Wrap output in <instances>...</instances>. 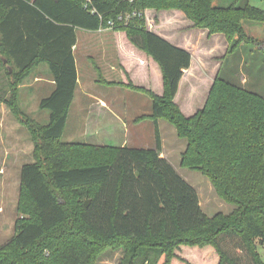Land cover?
I'll return each instance as SVG.
<instances>
[{"label":"trees","instance_id":"16d2710c","mask_svg":"<svg viewBox=\"0 0 264 264\" xmlns=\"http://www.w3.org/2000/svg\"><path fill=\"white\" fill-rule=\"evenodd\" d=\"M213 2L0 0V66L10 90L3 102L34 146V162L21 172L20 217L12 240L0 243V264H95L109 242L126 247L121 264H264V97L224 80L220 71L196 114L186 116L176 97L193 56L147 26L146 10H179L190 28L225 35L228 54L240 42L255 43L243 21L264 23V10L250 4L216 8ZM106 28L124 33L160 68L161 95L128 76L122 83L152 98L151 115L137 122H155V148L63 140L78 87L76 30ZM41 63L56 83L40 103L51 114L48 125L24 115L18 100L19 87ZM161 119L188 141L183 166L210 179L234 206L229 214L208 216L196 189L161 157Z\"/></svg>","mask_w":264,"mask_h":264},{"label":"rangeland","instance_id":"374dc122","mask_svg":"<svg viewBox=\"0 0 264 264\" xmlns=\"http://www.w3.org/2000/svg\"><path fill=\"white\" fill-rule=\"evenodd\" d=\"M214 6L216 8H224L230 6H245L246 4H250L252 7H257L261 10H264V0H213ZM147 11V10H146ZM179 11V10H177ZM176 11V12H177ZM156 12V11H155ZM181 12V11H179ZM173 13V10H162V12H156V23L158 24V16H162L163 27L162 29L166 34L171 32L172 30H176V27H186L187 24L184 21L178 22V25L172 23L175 21L176 15L173 17L170 14ZM182 13V12H181ZM184 16V14H183ZM175 17V18H174ZM149 18H152L149 16ZM185 18V17H184ZM187 19V18H186ZM153 20V19H152ZM151 23H155V19ZM160 25V23H159ZM148 26V23H147ZM192 26V24H191ZM190 26V27H191ZM150 27V25L148 26ZM192 29V28H191ZM243 29L247 34V37L253 39L255 43L246 44L244 42H240L239 50L234 54L229 53V44L227 43L225 35L218 34L217 36H213L208 38L201 34L200 32L206 30L197 29L194 32L192 37L190 38L191 44L194 45L193 52L196 54L197 62L194 65L196 72L198 73L201 68V71L208 73L205 75L202 73L198 78H196V94H200L206 100L208 96V88L213 80L212 78H216V76L220 73V77L224 80H228L233 84L243 86L244 88L252 91L254 93H259L264 97V23L261 22H253L250 20L243 21ZM207 32V31H206ZM114 30L111 28H106L101 30L100 34H97V39L101 38H111L114 39ZM209 33V32H208ZM220 37V38H219ZM213 44V48H211L212 52H209V45ZM230 52V51H229ZM217 53V55H216ZM196 60V59H195ZM86 61V62H85ZM89 62L87 59H83L82 56H79V67L83 72L86 69V64ZM10 68V67H8ZM101 70V75L102 69ZM114 74V72H112ZM199 79V81H198ZM2 80L0 81V95H6L8 92L7 80L5 77V72L3 71ZM210 80V83L208 84ZM27 85V84H26ZM82 87V86H81ZM84 88L87 85H83ZM127 88L126 90H119L120 95L119 100L130 99L129 103H127L131 107V103L134 101L137 104H141L140 109L144 110V102L150 101L147 96L143 93L131 91L132 89ZM111 94V93H110ZM51 94L32 92L29 93L28 88L21 90L20 94V105L24 113L34 118L37 122L43 125H48L50 123L51 114L46 111L40 109V103L44 98H47ZM80 95V93H79ZM201 99V97L199 98ZM133 100V101H131ZM125 104V103H124ZM194 104V102H193ZM138 110V109H135ZM135 110L131 113V116L135 115ZM118 112H123V110L119 109ZM124 113V112H123ZM73 114V113H72ZM76 114V117H75ZM71 116V122L67 126L69 129L68 135L63 137V140L66 142H80L87 143L85 139L87 135L85 133L80 132L79 122L80 115L75 113ZM130 115V113H129ZM140 115V112L137 114ZM151 115V114H150ZM143 117H149V115H144ZM11 122L6 123V127L10 128L15 126L22 133L17 134L19 138V142H15L14 140H10L7 142V147L11 148V154L13 158H9L6 164L2 162V156L4 151L2 147H0V170L1 168H5V174L0 175V243L7 244L12 240V237L15 233V222L20 217L17 205L19 203L20 198V185H21V172L22 168L27 164L33 163V149L34 146L30 139V133L27 129L20 127L18 123L15 121L13 116L10 114ZM74 120V121H73ZM127 117L126 122L128 123L131 133V139L134 140L135 137H143L145 140L143 143H147V147L154 146V141L150 138V130H152L155 125V122L149 118L142 121V125L136 127L133 124V121ZM116 122V121H115ZM160 129L161 140L164 137L166 140L165 145V158L170 161L174 169L177 173L181 175L193 188L196 189L199 194V200L202 206L203 211L208 216H213L215 213L222 212L225 214H229L234 206L224 202L216 188L212 185L210 179L201 171L190 170L183 166V154L187 150L188 141L185 139H179L177 134L176 127L168 120L161 119L158 121L157 125ZM156 127V125H155ZM103 130V127H101ZM120 128V127H119ZM6 130V129H5ZM4 130H2L3 132ZM122 131V132H121ZM120 132L123 135L125 129L120 128ZM70 133L72 134L69 138ZM14 135V134H13ZM142 141V140H141ZM114 140L105 139L103 144H107L109 146H115ZM162 142V141H161ZM15 144H18L20 147H17L18 151L12 150L15 147ZM140 148V147H138ZM148 149V148H144ZM163 150V149H162ZM10 154V155H11ZM162 154V153H161ZM11 159V160H10ZM4 166V167H2ZM87 202V201H86ZM3 210V211H2ZM126 247L124 245H120L118 242H109L106 245V248L102 247L100 250V256L97 258L95 264H121L122 260L126 256ZM264 253V249H263ZM193 260L197 259L196 253H189V255ZM195 263V261H194Z\"/></svg>","mask_w":264,"mask_h":264},{"label":"crops","instance_id":"0c3cea01","mask_svg":"<svg viewBox=\"0 0 264 264\" xmlns=\"http://www.w3.org/2000/svg\"><path fill=\"white\" fill-rule=\"evenodd\" d=\"M155 13L156 12L154 10L146 11V19H148V26L150 25L149 29L166 38L168 41H170L177 47L179 46L183 49L188 50L193 56V66L191 69L185 71L184 77L182 78V82L179 87V92L177 94L178 96L176 97V103L179 105L185 115L188 117L193 116L197 112V104L201 101H205L203 96H201L199 93L196 94V89L194 87L197 81L196 78H198L202 73L209 76L208 73L201 71V68H203V66L200 67L198 73L194 68V65L198 63V60L196 54H194L193 52L195 44H191L190 38L193 36L192 34L196 32L197 29L190 28L191 23L188 19L184 18L183 13L179 11H173V13L170 14L171 16L169 17H173V15H176L175 17L178 19H176L172 23L178 25V22H180L181 20L184 21L187 26L176 27L175 32L174 30H172L171 32L166 34L162 30L164 29V22L162 20V16H158L159 22L157 24V14ZM149 16L152 18H149ZM152 19H155L154 24L151 23ZM100 32L101 30L98 32H91L86 30L83 31L80 29L76 30V36L78 37V39L76 45L73 47V52L75 54L76 67L78 70V87L75 92V99L73 100L72 106L69 110V118L67 121L66 131L64 135H68L69 129L67 126L69 125V122H71V116L77 113L81 114L79 120V122L81 123L79 125L80 132L85 133V135H87V138L85 139L87 143L85 144H92L96 146H109L103 143L105 139H110L116 141L115 146L113 147L117 148L126 146L131 148H155L157 144L155 125H153L154 128L150 130V138L152 139V142L154 141V146L147 147V143H143L145 141L143 137H135L132 141L130 136L131 130L128 123L126 122L127 117H129L131 119L130 121H133V124H135L136 127L142 125V123L145 121L137 122V120L143 117L144 115H150L152 113V98L143 93L145 96L148 97L150 101L144 102L145 109L142 110L139 108L141 106L140 103L137 104L136 102L131 100L133 102L131 103L130 107L127 104L129 103L130 99L119 100L118 96L120 95L119 90H126L128 88L126 86H123V84L128 83L127 76L131 81H134L136 85L145 87L148 90L151 89L155 92V94L161 95L163 93V80L160 68L151 58L147 57L144 53L137 50L133 45H131L127 36L124 33H114L113 40H110L111 38H101L98 40L97 34H100ZM200 33L205 35L207 39L212 37L206 31H202ZM208 48L209 49L207 50L209 52H212L211 48H213V44L209 45ZM80 55L83 59H87L89 61L87 62L86 69L83 72L79 67ZM4 63L7 62L5 61ZM123 68L126 70V73L124 72ZM9 69L10 72H12V69ZM100 69H102V75L99 74V72H101ZM112 72H114V74H112ZM2 74L3 69L0 66V81H3ZM100 79H104L107 82H112L115 85H107L103 83L101 84L99 82ZM212 79L213 80L211 81V83L210 80L208 82V84L210 83L208 91L214 81V78ZM83 85H87V87L84 88ZM25 87L28 88L29 93L42 92L47 95L52 94L53 91L56 89V83L53 80L50 68L44 63H41L38 67H35V69L24 80L23 85L19 87L18 100L20 99L21 90L25 89ZM133 90L131 91L133 92ZM9 96L10 90H8L6 95H0V97L2 98V101L0 100V147H2L4 151V154L2 156L3 164H6L10 157L13 158L12 154L10 153L11 148L7 147L8 145L7 142L5 143V141L8 140L9 142L10 140H14L15 142H19L17 134L22 133L15 126H12L10 128L6 127V123L12 121L10 118V114L13 116L18 125H20V127H23L16 119L15 115H13L11 110H9L5 102H3ZM199 97H201V99H199ZM19 108L23 112L20 105V100ZM119 109L123 110L124 113L118 112ZM134 110L136 112V116H131V113H133ZM139 112L140 115H137ZM25 114L26 113H24V115ZM101 127H103V130ZM119 127L125 129L123 135L121 133L122 131L120 132ZM2 130L4 131L2 132ZM72 134L70 133L69 138L72 137ZM165 140L166 139L162 137V158H165ZM17 147L20 146L18 144H15V147L12 150L18 151ZM165 159H167V157ZM1 169L2 170H0V175L3 173L5 174V168Z\"/></svg>","mask_w":264,"mask_h":264},{"label":"built area","instance_id":"2783aa9c","mask_svg":"<svg viewBox=\"0 0 264 264\" xmlns=\"http://www.w3.org/2000/svg\"><path fill=\"white\" fill-rule=\"evenodd\" d=\"M129 18H130V16H127V18H126V19H127V20H130ZM120 19H121V20H123L122 18H120ZM102 30H103V29H102Z\"/></svg>","mask_w":264,"mask_h":264},{"label":"water","instance_id":"95a60500","mask_svg":"<svg viewBox=\"0 0 264 264\" xmlns=\"http://www.w3.org/2000/svg\"><path fill=\"white\" fill-rule=\"evenodd\" d=\"M85 205H88V202H86Z\"/></svg>","mask_w":264,"mask_h":264}]
</instances>
